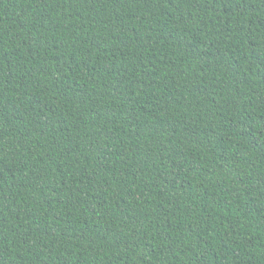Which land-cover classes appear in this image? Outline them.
I'll list each match as a JSON object with an SVG mask.
<instances>
[{
    "label": "trees",
    "instance_id": "trees-1",
    "mask_svg": "<svg viewBox=\"0 0 264 264\" xmlns=\"http://www.w3.org/2000/svg\"><path fill=\"white\" fill-rule=\"evenodd\" d=\"M0 264H264V0H0Z\"/></svg>",
    "mask_w": 264,
    "mask_h": 264
}]
</instances>
